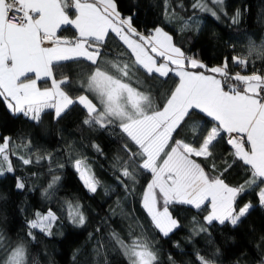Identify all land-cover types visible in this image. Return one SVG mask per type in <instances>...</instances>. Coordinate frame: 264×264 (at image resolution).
Returning <instances> with one entry per match:
<instances>
[{
  "label": "snow or ice",
  "instance_id": "snow-or-ice-1",
  "mask_svg": "<svg viewBox=\"0 0 264 264\" xmlns=\"http://www.w3.org/2000/svg\"><path fill=\"white\" fill-rule=\"evenodd\" d=\"M211 3L222 6L224 0ZM192 7L219 19L218 12L207 7L204 0H195ZM69 8L74 9V16H70ZM239 16L237 11L232 23H238ZM62 26H71L73 37L58 35ZM184 27H188L187 21ZM112 36L122 42L125 52L119 58L106 60L104 49ZM254 54L264 59V46L257 49L256 45H250L248 56ZM125 55L128 60L123 59ZM81 61L93 70L81 84L84 94L73 99L65 90L71 83L70 77L57 79L54 68L65 62ZM231 61L239 65L249 63L238 56ZM228 64L229 59L225 58L220 65L208 67L186 55L161 26L141 33L133 26L131 16L120 13L115 0H0V102H5L12 113L37 123L47 109H53L59 120L71 106L78 104L86 113L84 125L117 130L122 141L120 151L125 157L117 158V184L126 196L135 198L137 176L141 172L150 174L151 179L140 195V207L163 237L181 227L171 209L174 205L202 209L207 202L210 210L204 220L208 225L216 221L221 225L228 222L233 227H239L256 207L250 202L241 204L240 199L258 181L264 185V69L251 74H231ZM134 69L165 82L174 74L178 82L157 99L150 89L133 86ZM48 79L51 87L38 86V81ZM197 110L210 118L211 123L207 128L194 124L196 135L189 140L182 133ZM225 137L233 150V163L239 162L250 171V179L244 184L230 186L225 182L224 173L232 164L210 175L196 159L213 157L216 143ZM0 140V176H3L15 171L10 155L16 153L10 151L11 137ZM93 147L101 151L98 145ZM19 159L24 165L33 163L31 157ZM41 159L50 160L51 156H37L35 162ZM74 167L85 188L95 194L100 182L85 161L76 159ZM212 169L216 170L214 162ZM58 180L54 176L48 188H53ZM15 186L21 191L26 187L19 177ZM257 197L259 206L264 207V186L259 187ZM66 208L70 224L77 227L86 224L81 205L67 202ZM59 219L51 208L46 213L37 211L35 218L27 221L24 238L15 242L0 231V264H30L26 241H36L38 234L52 236ZM193 231L198 234L197 229ZM110 240L125 256L127 264H160L154 244L143 235H133L130 230L125 239L113 231ZM103 248V241L97 239V253ZM169 261L175 264L171 256ZM197 262L214 264L199 253Z\"/></svg>",
  "mask_w": 264,
  "mask_h": 264
},
{
  "label": "trees",
  "instance_id": "trees-1",
  "mask_svg": "<svg viewBox=\"0 0 264 264\" xmlns=\"http://www.w3.org/2000/svg\"><path fill=\"white\" fill-rule=\"evenodd\" d=\"M194 2L167 0L166 13L165 0H115L120 13L133 18V26L138 31L143 33L154 26L163 27L186 55L197 58L208 67L218 66L228 58V71L235 74L239 64L233 63L231 58L238 56L249 61L241 65L246 73L264 69V59L255 54L248 56L250 45H256L257 49L264 46V0H224L222 6L204 0L207 7L218 12L219 19L210 12L193 9ZM237 11L240 13L239 21L232 23ZM68 12L74 16L72 10L68 9ZM186 21L187 28L184 27ZM58 35L71 38L74 31L65 27ZM104 51L107 53L105 59L113 60L119 58L125 48L112 36ZM123 59L129 58L125 55ZM92 70L87 62H65L54 68V75L57 79L70 77L71 83L65 86V90L75 99L84 94L81 84ZM176 82L178 77L174 74H170L165 82L160 78H149L142 70L135 71L132 80L133 86L145 91L150 89L157 99ZM39 86L45 88L49 81L39 82ZM85 118V110L76 104L59 120L54 117L52 109H47L37 123L12 113L5 102H0V137H11L10 151L16 153L10 155L15 171L0 176V231L15 242L24 238L28 231L27 221L34 219L37 211L46 213L51 208L60 218L53 226L52 236L38 234L36 241H26L30 264H127L125 256L110 240V234L115 231L127 239L130 230L133 235H143L154 244L160 264H170V256L175 264H198L197 253L214 264H261L264 260V207L259 206L255 189L252 191L255 185L240 199L241 204L250 202L256 207L239 227L228 222L208 225L204 213L191 206L174 205L171 209L181 227L169 237H163L140 207V195L151 179L150 174L139 173L135 198L126 196L116 180L117 158H125L120 151V133L113 128L104 130L99 126L84 125ZM210 123V118L203 117L197 110L182 136L187 135L189 140H193L196 133L192 126L207 128ZM93 145H98L101 151L98 152ZM232 151L222 139L216 143L213 157L196 159L202 162L210 175H216L227 164H232L224 173V179L230 186H238L250 179V171L239 162L233 163ZM49 155L50 160L35 162L37 156ZM20 156L31 157L33 163L24 165ZM76 159H83L100 182L95 194L81 182L74 167ZM54 176L59 180L49 189ZM17 177L25 182L26 187L22 191L15 186ZM67 202L81 205L87 218L84 226L77 227L68 222ZM200 227L207 230L198 231ZM97 239L104 243L99 254L96 251Z\"/></svg>",
  "mask_w": 264,
  "mask_h": 264
},
{
  "label": "crops",
  "instance_id": "crops-1",
  "mask_svg": "<svg viewBox=\"0 0 264 264\" xmlns=\"http://www.w3.org/2000/svg\"><path fill=\"white\" fill-rule=\"evenodd\" d=\"M70 10H72V12L74 13V9H72V8H69ZM65 27H70L73 31H74V29L71 27V26H62L61 27V29H63V28H65ZM60 29V30H61ZM59 30V31H60ZM118 39V38H117ZM119 40V39H118ZM159 59H161V58H158V60ZM200 71H204L203 69H201ZM42 81H45V80H40V81H38V86H39V82H42ZM48 81H49V86H47V87H51V80L50 79H48ZM53 110V109H52ZM53 112H54V110H53ZM261 186H264V185H260V183H257V185H255L253 188H252V191L255 189V191H256V193H258V191H259V187H261ZM194 208V207H193ZM202 208H203V206H202ZM195 209V208H194ZM206 209H208V210H210V205H207V202H206ZM197 211H200V212H204L205 213V216L206 215H208L207 214V212H205L203 209H196ZM209 212V211H208ZM213 223H216V224H219V222H216V221H214Z\"/></svg>",
  "mask_w": 264,
  "mask_h": 264
},
{
  "label": "built area",
  "instance_id": "built-area-1",
  "mask_svg": "<svg viewBox=\"0 0 264 264\" xmlns=\"http://www.w3.org/2000/svg\"><path fill=\"white\" fill-rule=\"evenodd\" d=\"M191 57V56H190ZM237 69H238V71L237 72H239V73H241V74H248V73H246L247 71H246V69H243V67L241 66V65H238L237 66ZM252 71H253V69H252ZM260 71V70H259ZM236 72V73H237ZM249 74H251V73H249ZM232 83H234V84H238V82H236V81H232ZM225 141H226V138H225Z\"/></svg>",
  "mask_w": 264,
  "mask_h": 264
},
{
  "label": "rangeland",
  "instance_id": "rangeland-1",
  "mask_svg": "<svg viewBox=\"0 0 264 264\" xmlns=\"http://www.w3.org/2000/svg\"><path fill=\"white\" fill-rule=\"evenodd\" d=\"M159 57H157V59H158ZM80 176V175H79ZM81 182H83L82 180H81ZM205 212H207V214H208V209H206V205L205 206H203V208H202ZM202 213H204L203 211H202ZM205 214V213H204Z\"/></svg>",
  "mask_w": 264,
  "mask_h": 264
}]
</instances>
